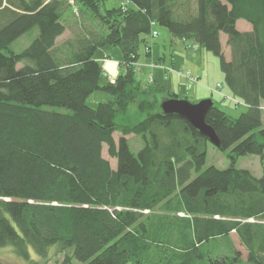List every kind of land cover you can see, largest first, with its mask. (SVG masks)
I'll use <instances>...</instances> for the list:
<instances>
[{"label":"trees","instance_id":"obj_1","mask_svg":"<svg viewBox=\"0 0 264 264\" xmlns=\"http://www.w3.org/2000/svg\"><path fill=\"white\" fill-rule=\"evenodd\" d=\"M71 1L84 23L58 46ZM105 1L0 0V248L27 260L32 248L44 260L32 264H46L53 246L64 264H238L234 246L232 257L204 250L220 240L232 246L236 234L247 262L264 264V176L235 166L264 158V0H194V9L192 0H126L101 13ZM239 20L252 30L239 31ZM156 25L216 55L231 96L246 107L233 118L214 104L206 116L218 149L230 151L229 169L205 168L209 140L161 107L131 127L116 122L131 96L147 91L135 64ZM34 29L24 51L9 49ZM107 46L120 49L124 71L103 84L95 55ZM96 92L110 99L94 109L87 103ZM129 135L144 143L137 153Z\"/></svg>","mask_w":264,"mask_h":264},{"label":"rangeland","instance_id":"obj_2","mask_svg":"<svg viewBox=\"0 0 264 264\" xmlns=\"http://www.w3.org/2000/svg\"><path fill=\"white\" fill-rule=\"evenodd\" d=\"M126 0H106L101 4L100 12L103 13L107 10L118 9L122 5H128ZM72 7H68L63 14V20L66 24V32L57 41L58 46L67 45L69 40H72L81 29L82 19V9H78L75 2L71 1ZM131 6V5H130ZM191 6L195 7L194 0L191 2ZM85 15V14H84ZM89 24V22H88ZM89 27V26H88ZM154 31L157 32L155 37L150 35L142 36L147 42L146 44H141L139 49V61L135 64L136 68V80L138 84L145 91L144 93L135 92V96H131V104L127 113L120 114L117 117L116 122L120 126H133L140 121L144 120L148 114L159 111L161 103L163 100L170 99V95H176L180 100H186L192 104L200 103L203 100L210 99L214 104L219 107L222 111L226 112L229 116L233 118H238L242 113L246 112V107L242 104L240 105L237 100L231 96L230 91L226 85L225 77L220 68L219 58L212 52L207 51L197 44L193 39L191 40H180L172 36L167 28L161 27L160 25L154 26ZM237 29L242 32L251 31V25L245 20H239L237 22ZM38 29H34L31 32L25 34L20 39L15 41L10 46V50L15 53H21L24 51L34 39L38 36ZM221 42L223 46L224 54L228 60L231 59L230 48L227 44L226 35H222ZM164 58L165 62L169 64L171 57L174 63L178 64V69L170 65H162L161 58ZM95 58L100 61L101 66L106 65V63L121 60L122 53L119 48L115 47H104L97 50ZM150 61V69L147 66V62ZM184 63V64H183ZM118 67L120 73L124 71L123 60L119 62ZM123 66V68H122ZM102 67L103 72H106V68ZM156 69L163 70L169 80L163 79V76H159V71ZM176 74H174V73ZM119 73V74H120ZM118 74V75H119ZM206 75L210 77V87L204 85L207 83ZM177 76L180 80L176 79ZM118 77V76H117ZM116 77V78H117ZM116 78H110L108 81L104 74L102 76L101 83L115 82ZM156 80V83H155ZM213 84L214 87L211 85ZM184 86V88H181ZM202 88H208L207 91H201ZM158 90L163 89L162 92ZM110 97L101 92L94 93L88 100V106L91 108H96L98 103L109 100ZM238 106V107H237ZM263 129H264V114H263ZM115 141L118 144L121 138V133L117 132L114 135ZM130 138V148L134 153L140 151L144 145L141 138L134 137V135H129ZM259 141L264 142V137L259 136ZM230 151H221L220 149L209 145L207 163L205 168L210 166H215L220 170H226L231 167L232 159L229 157ZM103 157L107 159L112 168L115 170L117 168V160L113 159L108 154V147L103 148ZM236 168L239 170H247L255 177L264 176V158L258 156H246L238 158L236 162ZM232 243L230 246L227 240H220L218 242H212L204 246V250L211 249H221L223 253H226L229 257H232V252L230 248L233 246L240 252L242 260L238 264H250L247 262V252L243 246H241L236 234H232ZM58 246H53L48 252V259L46 264H64L66 256L64 252H58ZM30 259H24L20 257L13 247L0 248V264H32V262L43 263L44 260L41 259L37 253L30 248ZM213 252V251H212ZM216 252H213L214 255ZM71 264H82L76 260H73ZM199 264H208L200 262Z\"/></svg>","mask_w":264,"mask_h":264},{"label":"water","instance_id":"obj_3","mask_svg":"<svg viewBox=\"0 0 264 264\" xmlns=\"http://www.w3.org/2000/svg\"><path fill=\"white\" fill-rule=\"evenodd\" d=\"M214 102L210 99L203 100L200 103L192 104L186 100L171 98L163 100L161 111L166 116H178L187 121L194 129L206 137L216 148H220V139L215 130L206 123V116Z\"/></svg>","mask_w":264,"mask_h":264},{"label":"crops","instance_id":"obj_4","mask_svg":"<svg viewBox=\"0 0 264 264\" xmlns=\"http://www.w3.org/2000/svg\"><path fill=\"white\" fill-rule=\"evenodd\" d=\"M46 1H48V0H46ZM97 60V59H96ZM161 63H159V64H162V65H170V66H172V67H175L176 69H178V64L176 63H174V60H173V58L171 57V61L169 62V64L168 63H166L165 62V60H164V58L162 57L161 58ZM98 61V60H97ZM122 61V59L121 60H119V61H115V59H113V62H110V63H106V65H105V67H104V65L102 66V67H104V68H106L105 70H106V72L107 73H105V71L103 72V74H104V77L108 80V79H112L113 77L114 78H116L117 76H118V74L120 73L119 71H120V69H119V67H118V63L119 62H121ZM98 62H100V61H98ZM101 63V62H100ZM151 63H150V61H148L147 62V66H144V68L145 67H147V68H149L150 69V67H149V65H150ZM184 64V63H183ZM156 71H159V76L161 75V76H163L164 75V77H163V79H165V80H169L170 78L168 77L167 78V76H166V74L164 73V71L163 70H160V69H156ZM174 73V72H173ZM175 74V73H174ZM176 75V74H175ZM205 78L207 79L206 81H207V83L206 84H204V85H206V86H208V87H210V84H211V82H210V77H209V75H206L205 76ZM176 79H178V80H180L179 79V77L177 76V78ZM108 81H110V80H108ZM155 83H156V80H155ZM212 87H214L213 86V84L211 85ZM181 88H184V86H182ZM200 89H201V91H207L208 90V88H202V87H199ZM127 138V137H126ZM128 140L130 139V138H127Z\"/></svg>","mask_w":264,"mask_h":264},{"label":"built area","instance_id":"obj_5","mask_svg":"<svg viewBox=\"0 0 264 264\" xmlns=\"http://www.w3.org/2000/svg\"><path fill=\"white\" fill-rule=\"evenodd\" d=\"M151 34H152L153 37H155L157 35V32L154 31V30H152V33Z\"/></svg>","mask_w":264,"mask_h":264}]
</instances>
